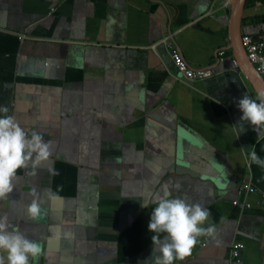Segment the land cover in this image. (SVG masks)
<instances>
[{"label":"crops","instance_id":"1","mask_svg":"<svg viewBox=\"0 0 264 264\" xmlns=\"http://www.w3.org/2000/svg\"><path fill=\"white\" fill-rule=\"evenodd\" d=\"M225 1L0 0V106L52 146L0 200L11 227L45 248L29 264H153L148 224L165 189L207 208L203 226L216 229L174 264H264V168L250 159L264 160V134L240 130L238 101L257 93L233 63ZM241 30L264 37V0H246ZM174 49L214 73L183 79ZM244 182L255 191L234 205Z\"/></svg>","mask_w":264,"mask_h":264},{"label":"clouds","instance_id":"2","mask_svg":"<svg viewBox=\"0 0 264 264\" xmlns=\"http://www.w3.org/2000/svg\"><path fill=\"white\" fill-rule=\"evenodd\" d=\"M237 106L242 111L240 130L246 122L253 126L258 135L264 134V89L257 90L256 99L245 94ZM8 112L6 106H0V113L4 114L0 115V200L9 199L14 192L20 169L31 168L32 174H35V170L52 155L51 142L45 141L42 133L37 130L30 133L25 131ZM250 159L264 168V160L257 152L252 151ZM45 195L53 202L62 199L58 191L53 192L50 188L45 189ZM154 204L148 228L154 233L151 237L153 250L159 255L154 257L153 264L183 261L191 254L199 237L214 238L215 225L203 226L211 213L202 205L171 197L166 189L163 195L155 198ZM27 215L32 220L42 218L41 205L37 199L27 206ZM44 254L45 248L40 242L13 229L7 214L0 215V264H29L30 258L38 261Z\"/></svg>","mask_w":264,"mask_h":264},{"label":"built area","instance_id":"3","mask_svg":"<svg viewBox=\"0 0 264 264\" xmlns=\"http://www.w3.org/2000/svg\"><path fill=\"white\" fill-rule=\"evenodd\" d=\"M226 0L225 2H229ZM24 39V36H21V40ZM242 44L247 53L248 59L251 64L255 67L257 72L264 78V37L253 34H243L242 35ZM164 42L167 39H163ZM223 54V51L221 52ZM173 62L175 64L176 70L181 74L183 79L188 81L197 82L209 78L214 73L212 69H193L190 67L188 62L184 59L181 53L177 50H172L171 52ZM235 66H238L236 60L233 61ZM255 189L251 186V183L244 182L238 188L237 198L233 202L234 205L239 204V199L243 195H248L253 193ZM246 209H251L252 205L249 202H245ZM245 245L241 242H235L231 246V258L239 260L242 251L244 250Z\"/></svg>","mask_w":264,"mask_h":264},{"label":"water","instance_id":"4","mask_svg":"<svg viewBox=\"0 0 264 264\" xmlns=\"http://www.w3.org/2000/svg\"><path fill=\"white\" fill-rule=\"evenodd\" d=\"M232 1V13L230 19V31H231V47L234 49V56L240 69L248 78L249 82L253 86L255 92L258 89H264V78L257 72L255 67L248 59L245 48L242 44V30L241 21L243 10L246 0H230Z\"/></svg>","mask_w":264,"mask_h":264}]
</instances>
